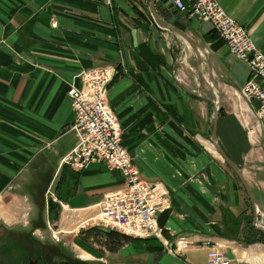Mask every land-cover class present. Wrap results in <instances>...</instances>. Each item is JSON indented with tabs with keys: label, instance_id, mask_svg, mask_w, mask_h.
Instances as JSON below:
<instances>
[{
	"label": "crops",
	"instance_id": "obj_1",
	"mask_svg": "<svg viewBox=\"0 0 264 264\" xmlns=\"http://www.w3.org/2000/svg\"><path fill=\"white\" fill-rule=\"evenodd\" d=\"M217 2L264 55V0ZM180 23L204 48L221 95L216 142L264 213V128L254 129L258 103L239 93L248 68L208 23ZM181 42L155 25L149 0H0V219L26 220L43 204L48 223L54 210L87 220L124 188L123 175L102 164L80 173L60 165L75 146L66 91L83 71L106 67L116 72L107 102L122 145L141 178L170 199L157 237H126L113 264H207L206 241L232 264H264V244L250 242L259 232L252 205L210 142L208 67L185 45L181 57Z\"/></svg>",
	"mask_w": 264,
	"mask_h": 264
},
{
	"label": "built area",
	"instance_id": "obj_2",
	"mask_svg": "<svg viewBox=\"0 0 264 264\" xmlns=\"http://www.w3.org/2000/svg\"><path fill=\"white\" fill-rule=\"evenodd\" d=\"M173 6L186 11L198 23H208L228 51L248 68V79L240 89L247 102L256 101L254 129L264 128V55L252 42L249 33L233 21L217 0H174ZM116 72L111 68L85 70L79 74V86H71L66 95L72 109L70 131L74 148L60 160L61 166L80 173L91 164H102L119 171L124 188L106 195L101 201L92 227H104L121 235L148 239L157 237L156 218L170 207L169 195L140 176V171L122 145L121 128L114 110L107 102V92ZM264 216L252 223L262 228ZM82 227H84L82 225ZM207 248V264H232L220 247Z\"/></svg>",
	"mask_w": 264,
	"mask_h": 264
},
{
	"label": "rangeland",
	"instance_id": "obj_3",
	"mask_svg": "<svg viewBox=\"0 0 264 264\" xmlns=\"http://www.w3.org/2000/svg\"><path fill=\"white\" fill-rule=\"evenodd\" d=\"M181 46L182 48L180 49L179 47ZM183 47L184 45L182 42L181 45L178 44V49L182 53L181 57L184 58L185 51L183 50ZM179 51L177 50L175 51V53L177 54L179 53ZM189 51L191 50L189 49ZM25 190L23 189L22 192H26ZM44 212V205L39 204V211L32 214L26 220L23 219L19 221H12L9 223L8 220H2L1 218L0 223L3 222V225H0V228H24L27 233L28 231L33 232L32 236L36 239H39L42 242L46 241L52 244H56L63 253L70 257L86 263L113 264V262L115 261V256H113V254H115V251L123 244V242H121V238L119 237L121 234L109 231L112 234L115 233V236L113 234V237L110 238L109 236H107L109 232H106L108 231L106 228L92 227L93 222L88 220L94 218L97 212L93 215H90L89 219L87 220L78 219L73 221L71 217H69L70 215L68 216L69 213L66 214V211L63 212L54 210L52 215L57 217L55 223H51V221L50 223H48ZM82 225L84 227H82ZM251 229L254 230V232L256 231L253 225H251ZM1 232L2 230H0V233ZM86 233H91L93 236L88 239L86 237ZM117 234L119 236H117ZM257 237L260 236L256 234L250 239V242L252 244H264L262 242H256ZM4 238L9 241H13V237L5 236ZM85 255L88 256V259L82 258ZM0 258L2 260V257Z\"/></svg>",
	"mask_w": 264,
	"mask_h": 264
},
{
	"label": "water",
	"instance_id": "obj_4",
	"mask_svg": "<svg viewBox=\"0 0 264 264\" xmlns=\"http://www.w3.org/2000/svg\"><path fill=\"white\" fill-rule=\"evenodd\" d=\"M174 0H149V10L150 14L152 16L153 22L155 25L168 30L170 32L175 33L178 35L183 42H186L189 46V48L194 52L197 64L198 65H204L208 67L209 74H208V82L209 86L215 91L214 98H215V110H214V124L212 133L210 136V142L215 148V151L218 153V155L221 157L223 162L231 169V171L237 176V178L240 181V184L242 185L246 196L249 200V202L252 205L253 208V221L254 223L257 219V215L261 214L264 216V213L262 209L258 206L256 203V200L249 189L248 185L246 184L239 168L226 156V154L222 151V149L218 146L216 142V127H217V119L218 115L221 109V95L218 93L217 88L215 86V83L212 78V73L210 71V66L208 65V60L206 58V53L204 51V48L197 44L193 39H191L186 31L187 26L180 23V20L182 18L187 17L186 11H179L173 6ZM204 58V61L203 59ZM257 231H259L261 234L264 235V224L262 228H255Z\"/></svg>",
	"mask_w": 264,
	"mask_h": 264
},
{
	"label": "flooded vegetation",
	"instance_id": "obj_5",
	"mask_svg": "<svg viewBox=\"0 0 264 264\" xmlns=\"http://www.w3.org/2000/svg\"><path fill=\"white\" fill-rule=\"evenodd\" d=\"M0 230V264H101L86 263L70 257L56 244L42 242L32 236L33 232L27 233L24 228L2 227ZM5 236L13 237V241L5 239Z\"/></svg>",
	"mask_w": 264,
	"mask_h": 264
},
{
	"label": "trees",
	"instance_id": "obj_6",
	"mask_svg": "<svg viewBox=\"0 0 264 264\" xmlns=\"http://www.w3.org/2000/svg\"><path fill=\"white\" fill-rule=\"evenodd\" d=\"M256 234H258L260 236V237H257L256 242H262V243H264V235L261 234V233H259V232H257ZM117 236H119V235L117 234ZM119 237L121 238V242H124L126 240V237H124V236H119Z\"/></svg>",
	"mask_w": 264,
	"mask_h": 264
},
{
	"label": "bare ground",
	"instance_id": "obj_7",
	"mask_svg": "<svg viewBox=\"0 0 264 264\" xmlns=\"http://www.w3.org/2000/svg\"><path fill=\"white\" fill-rule=\"evenodd\" d=\"M183 45H185V49H187V50L190 49L189 46H188V44H187L186 42H184ZM184 59H185V58H184ZM185 63H186V62H185ZM204 81H206V83H207L208 85H210L209 82H208V78L205 77Z\"/></svg>",
	"mask_w": 264,
	"mask_h": 264
}]
</instances>
